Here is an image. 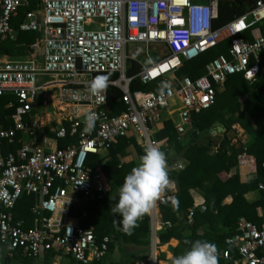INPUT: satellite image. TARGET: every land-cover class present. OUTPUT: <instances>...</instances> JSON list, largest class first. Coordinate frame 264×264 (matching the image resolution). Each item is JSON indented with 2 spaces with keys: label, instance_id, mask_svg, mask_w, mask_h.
Here are the masks:
<instances>
[{
  "label": "built area",
  "instance_id": "1",
  "mask_svg": "<svg viewBox=\"0 0 264 264\" xmlns=\"http://www.w3.org/2000/svg\"><path fill=\"white\" fill-rule=\"evenodd\" d=\"M31 1L0 0V43L15 39L20 31L36 34L32 54L0 61V96H10L5 108L12 110L11 124H0V245L9 258L41 260L53 253L76 262L102 260L111 237L98 239L93 226L70 219L71 207L80 198L102 199L111 192L101 171L87 164L88 157L131 133L138 135L144 148L161 146L149 136V125L176 99L182 110L175 132L181 138L193 130L192 114L214 104L217 90L224 88L229 76L242 74L248 81L263 77L264 33L253 31L264 24V0H229L252 6L218 27L213 22L221 0H33V5ZM22 7L29 9L15 28L13 21ZM225 40L229 41L227 54L211 60L199 77L174 78L160 91L130 90L134 78L147 84L174 76L184 62ZM174 42L182 45L175 48ZM134 44H162L168 52L127 77L128 47ZM108 72L118 73L109 86L123 93L125 108L118 114L111 113L107 94L104 103H98L88 88L95 74ZM52 87V106L81 111L62 116L51 128L53 137L36 140L44 125L46 91ZM87 112L97 114L91 132L84 131ZM67 136L75 142L58 148V140ZM236 165L257 175L259 168L264 169V160L241 152ZM256 189L261 193L256 208L259 223L244 217L237 221L235 233L225 238L224 260L235 252L241 264H264V181ZM25 196L35 198V219L29 228L13 218L17 201ZM170 198L164 195L158 203ZM162 224L171 226L169 221Z\"/></svg>",
  "mask_w": 264,
  "mask_h": 264
},
{
  "label": "trees",
  "instance_id": "2",
  "mask_svg": "<svg viewBox=\"0 0 264 264\" xmlns=\"http://www.w3.org/2000/svg\"><path fill=\"white\" fill-rule=\"evenodd\" d=\"M33 5V0L31 1ZM251 2L237 3L229 0L219 2L218 18L214 20L213 26H221L230 20L243 14ZM31 7V6H29ZM29 7H22L19 10L21 18L23 12ZM17 27V23L13 24ZM261 32L264 33V24L260 25ZM34 32H18L13 40H6L0 43V55H24L35 41ZM228 40H225L207 52L201 54L198 58L186 61L179 68V76L188 75L195 79L202 75L205 66L220 54H227ZM143 69V66L134 59H129L127 63L126 76L133 77ZM106 75L109 80L118 78V73H97ZM167 83L161 79H156L147 84H143L139 79L134 78L130 82V90L137 91H160L166 87ZM122 91L116 86L110 85L107 90L108 106L112 114H118L124 110V104L121 101ZM10 96H0V122L5 126L10 124L9 115L11 109H5V104ZM192 129L198 130L197 137L193 138L191 133L179 138L175 132L173 123L167 121L165 127L169 133V142L172 143L177 157L170 161L168 151H165L168 161V167L178 160L179 157L187 159L188 163L180 172L170 171L169 176L176 182L177 191L170 194L169 201L159 204L164 221H174V215L180 211H186L193 207L194 202L189 194V189L197 186L205 192L204 208L195 207L192 212L193 223L190 226L191 234L185 236L188 240H207L215 244L217 250L225 244V238L235 233L237 221L244 217L253 223H259L256 208L261 204V200L249 202L244 194L253 187H256L259 181H264V169L259 168L257 178L250 184H242L237 177H227V173L232 166L236 165V157L241 152H246L257 158L259 161L264 160V76L257 77L255 80L248 81L242 74H234L227 78L224 88L217 90L214 104L206 110L194 112L192 114ZM221 120L226 130L215 136H209L205 144L196 143V140L202 136L203 132L214 127L215 123ZM238 124L248 134L253 135V140L244 145L238 141L233 142L228 136L229 127ZM175 125V124H174ZM216 140V143L214 141ZM124 137H119L117 142L109 148L110 161L100 165L102 158L97 154H90L87 164L95 169L100 165L102 175L110 181L111 192L102 199L90 200L86 207V216L81 220L83 226L93 225L98 239L104 235H110L113 239L109 243V250L116 246L121 253V260L107 261L105 258L92 262H76L72 258L62 262V264H135L129 257V252L123 243L139 242L140 238L148 237L150 234L149 218L144 215L131 234L122 230L120 222H116L118 215L111 213L110 201L111 196L118 192L123 183L125 175L134 167L133 163L123 164L120 168L118 156H120V143H128ZM75 142V138L67 136L57 142L58 148H64ZM13 149L12 147H10ZM9 148V149H10ZM139 149V147H138ZM8 148H5V151ZM231 194L233 201L230 204L222 205V200ZM116 203V201H114ZM35 204L33 196H25L19 199L13 209V218L15 221L24 220L25 228L33 226L32 207ZM222 226L220 229L218 226ZM204 226L206 229L203 234L198 235L197 229ZM227 229L224 231L222 229ZM175 234L171 228H167L160 239H170ZM120 241L122 242L120 244ZM225 248V247H224ZM232 258L224 260L218 257V264H239L236 262V254L232 252ZM175 257V256H174ZM173 257V258H174ZM59 261L53 253H47L44 257L43 264H53L52 261Z\"/></svg>",
  "mask_w": 264,
  "mask_h": 264
},
{
  "label": "crops",
  "instance_id": "3",
  "mask_svg": "<svg viewBox=\"0 0 264 264\" xmlns=\"http://www.w3.org/2000/svg\"><path fill=\"white\" fill-rule=\"evenodd\" d=\"M16 23H13V24H16ZM253 32L254 34L262 33L261 27H258ZM16 56H20V55H16ZM11 57H14V56L2 54L0 55V61L6 60L7 58H11ZM178 77L181 78L182 76H178ZM174 78L177 79V76L176 75L172 76V79ZM221 90L222 89H219V91ZM42 109H44V112L41 115L42 122L44 125L37 131L36 140H41L44 137H48V138L53 137L51 128L59 122L62 116H66V115L76 116L81 111V109L79 108H73V107H68V106H61V107L53 106V109L50 112L47 111L48 107L42 108ZM109 109L111 111L110 107ZM181 110L182 108H181L180 101L177 99L173 100L171 106L168 109L160 112L158 120L149 125V132H148L149 136L161 142V148L168 151L167 153L170 158V161L174 160V158L177 157L179 154L177 155V153L175 152L173 148L172 143H170L168 140L169 133L166 130L165 123L171 120V122L173 123V127L175 126L176 128V126L180 122ZM0 124L4 125L2 122H0ZM216 126H222L223 127L222 132L226 130L221 120H218L215 123L214 127L212 128H215ZM210 129H208L206 132H203L202 136L196 140V143L205 144L207 142L208 135L215 136L219 134V133H214V134L211 133ZM192 131L190 132L191 136H192ZM227 134L230 138H233L232 139L233 142L238 141L239 143H242L244 145H248L253 140V135L246 133L238 124L231 125L229 127V131ZM192 137L195 138L197 137V135L195 137L194 136ZM124 138L126 140L128 139L131 141L128 143L125 142V144L124 142L120 143V147H121L120 156H118L120 168L123 164H128V163H133L135 167L138 164L140 157L143 155L145 148L142 145L141 140L138 138V135L135 133H131L130 135L125 136ZM214 143H216V140L214 141ZM97 155H99L102 158L100 165H102L106 161H110L109 149L102 150ZM187 163H188L187 159L180 156L178 160H175L171 164V166L169 167V172L170 171L180 172L181 170L185 168ZM100 165H98L95 169L100 170ZM257 176L258 175H250L248 173V170L245 167H239L237 165L232 166L227 173L228 178L237 177L240 183L246 184V185L252 183L257 178ZM104 178L107 181V183L110 185V181L107 179V177L105 176ZM170 180H171L170 187L161 195V197H163L164 195L173 194L177 191L176 182L171 177H170ZM189 194L194 202L193 207L186 211L177 212L174 215V221L172 222L169 221L171 223V226L165 227L162 224L165 221L162 217V213L159 207V203H158V201L160 200L159 199L155 207L149 213L146 214L149 218V228H150L149 236L140 238V241L136 243L135 242L123 243V245L126 246L128 249L130 259L134 261L135 264H173V257L174 256L176 257L182 254L185 250H187L190 247L191 242H193L194 240H192V238L191 240H188L185 238V236H189L191 234L190 226H192V223H193V219L191 215L193 212V209L195 207L200 208V209L204 208L205 192L203 189L197 186H194L189 189ZM113 195H116L118 198V192H115ZM244 196L247 201L253 202V201L260 200L261 193L256 189V187H253V188H250L244 194ZM89 201L90 200H85L83 198H80L76 203L73 204V206L71 207V212H70V219L72 221L81 223V220L86 216V207ZM114 201H110V208H111L112 214H113L112 209L115 206ZM232 201H233V196L229 194L222 200L221 204L222 205L230 204ZM34 219H35V216L33 214V224H34ZM141 219L139 221H141ZM120 220L121 218H116V222H120ZM23 225H25V221ZM218 227L220 229L222 228V226L220 225ZM167 228H171L175 236L171 237L170 239H166V238L160 239V235L163 234ZM205 229L206 228L204 226H201L197 229L196 233L198 235H201L203 234ZM222 230L227 231V229H224V228ZM104 236H110V235H104ZM111 241H113L112 237H111ZM121 243L122 242L120 241V244ZM224 247H226V244H224L223 247L220 248V250L218 251L219 258H222L221 251L225 249ZM0 257L2 258V261L4 264H10L12 259H23V261H28L27 259H24L20 256H16L13 258L7 257L5 248L2 245H0ZM121 258H122V255L121 253H119L117 246L113 250L110 249L107 253V256L105 257L107 261L111 260L114 262L121 260ZM41 260H44V259H41ZM236 262L241 264L237 260Z\"/></svg>",
  "mask_w": 264,
  "mask_h": 264
},
{
  "label": "clouds",
  "instance_id": "4",
  "mask_svg": "<svg viewBox=\"0 0 264 264\" xmlns=\"http://www.w3.org/2000/svg\"><path fill=\"white\" fill-rule=\"evenodd\" d=\"M91 95L98 103H104L109 77L98 75L88 85ZM97 114H84L85 132H91L95 127ZM169 167L165 151L159 145H149L145 148L138 164L124 177L118 190L112 212L121 220L122 230L131 234L137 222L149 213L170 187ZM173 264H218V250L214 243L207 240H194L182 254L173 258Z\"/></svg>",
  "mask_w": 264,
  "mask_h": 264
},
{
  "label": "rangeland",
  "instance_id": "5",
  "mask_svg": "<svg viewBox=\"0 0 264 264\" xmlns=\"http://www.w3.org/2000/svg\"><path fill=\"white\" fill-rule=\"evenodd\" d=\"M128 50H129V52H128L129 59H134V60L138 61L143 67L148 66L153 61H157L158 59H160L161 57L166 55L168 52L167 48L162 44H156V45L147 46V47L145 45L134 44V45H130L128 47ZM30 54H32L31 48H29L24 55L14 56V57H11V59H14V60L15 59H24L25 57L29 56ZM177 72L174 75H176L177 78H179L178 77L179 75L177 74ZM172 75L173 74L166 75L164 78H161V80L165 81L168 84L169 82L174 80V79H172ZM48 79L49 78H46L45 81H48ZM54 93H55L54 87L48 88L46 91L47 99H48L47 111H49V112L53 109L51 102L54 99V97H53ZM113 196H116V195H113ZM113 196H111V198ZM67 260H69V259L62 257V258H59V261L53 260L52 262H53V264H62V262L67 261ZM105 262H107L106 259H105ZM43 263H44V260L23 261V259H12V261L10 262V264H43ZM0 264H4L1 257H0Z\"/></svg>",
  "mask_w": 264,
  "mask_h": 264
},
{
  "label": "water",
  "instance_id": "6",
  "mask_svg": "<svg viewBox=\"0 0 264 264\" xmlns=\"http://www.w3.org/2000/svg\"><path fill=\"white\" fill-rule=\"evenodd\" d=\"M222 130H223L222 126H216L215 128L210 129V132L214 134V133H220L222 132ZM197 133H198V130L192 131V136L195 137Z\"/></svg>",
  "mask_w": 264,
  "mask_h": 264
},
{
  "label": "bare ground",
  "instance_id": "7",
  "mask_svg": "<svg viewBox=\"0 0 264 264\" xmlns=\"http://www.w3.org/2000/svg\"><path fill=\"white\" fill-rule=\"evenodd\" d=\"M182 45V43L181 42H174V47L175 48H179L180 46Z\"/></svg>",
  "mask_w": 264,
  "mask_h": 264
}]
</instances>
